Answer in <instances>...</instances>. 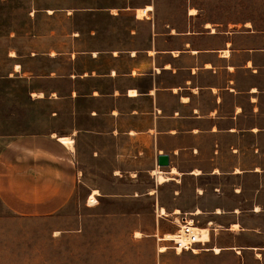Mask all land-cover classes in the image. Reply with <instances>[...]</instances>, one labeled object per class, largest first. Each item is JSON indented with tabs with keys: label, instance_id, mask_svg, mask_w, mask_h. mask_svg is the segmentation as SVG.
Listing matches in <instances>:
<instances>
[{
	"label": "crops",
	"instance_id": "obj_1",
	"mask_svg": "<svg viewBox=\"0 0 264 264\" xmlns=\"http://www.w3.org/2000/svg\"><path fill=\"white\" fill-rule=\"evenodd\" d=\"M120 3L0 0V203L48 217L82 190L85 203L96 191L159 209L169 188L168 214L209 233L156 264H264L262 33L196 24L191 0L181 29L160 23L158 0ZM124 13L137 26L121 42Z\"/></svg>",
	"mask_w": 264,
	"mask_h": 264
},
{
	"label": "rangeland",
	"instance_id": "obj_2",
	"mask_svg": "<svg viewBox=\"0 0 264 264\" xmlns=\"http://www.w3.org/2000/svg\"><path fill=\"white\" fill-rule=\"evenodd\" d=\"M158 2L160 23L183 28L187 22V0ZM191 3L201 10L196 24L218 23L242 31L249 23L248 30L262 33L264 41V0H191ZM116 25L121 42L126 40L128 29L137 26L135 18L127 13L119 17ZM138 28L145 32L147 26ZM143 180L149 183L146 177ZM85 196L79 190L65 207L48 217H18L0 203V264H156L153 235L173 233L177 229L174 216L170 214L156 223L154 199L149 196L108 194L98 200L95 196L92 204H88L89 197L85 203ZM159 203L167 213L174 207L169 188L161 191ZM135 232L142 237L135 238Z\"/></svg>",
	"mask_w": 264,
	"mask_h": 264
},
{
	"label": "built area",
	"instance_id": "obj_3",
	"mask_svg": "<svg viewBox=\"0 0 264 264\" xmlns=\"http://www.w3.org/2000/svg\"><path fill=\"white\" fill-rule=\"evenodd\" d=\"M154 214L156 223H158L159 219L165 218V216L161 215L160 211L156 207L154 209ZM177 216L180 224H177L174 222L175 219H172L173 223L177 226V229L172 234V238H170V240L160 241V239H163V235H154L156 240V252H162L161 248H158V246L163 242L170 243L171 247H173L175 251L177 249H182V251H190L191 253H195L199 250H203L206 240L202 239V236L204 235V232L205 235L208 236L209 230L200 227L199 224L187 214H178ZM196 245H200V247L196 248Z\"/></svg>",
	"mask_w": 264,
	"mask_h": 264
},
{
	"label": "bare ground",
	"instance_id": "obj_4",
	"mask_svg": "<svg viewBox=\"0 0 264 264\" xmlns=\"http://www.w3.org/2000/svg\"><path fill=\"white\" fill-rule=\"evenodd\" d=\"M151 9H152L151 6H147L145 10H151ZM145 10H144V9H143V10H138V11H137V18H141V17L143 16V14L145 13ZM190 13H191V14H195L196 11H195L194 9H191V10H190ZM206 26H208V25H206ZM247 26H248V24H247ZM155 69H156V68H155ZM155 69H154V70H155ZM138 76H140V75H138ZM61 141H62V143H63L66 147L72 149V144H73V143H72V140H70L69 138H68V139L66 138V139H61ZM171 172H172V173H175L176 171H175L174 169H172ZM154 173H155V171H154ZM156 180H157V182L163 184V183H165V182L171 180V178L168 177V176H165V175H163V174H161V173H157V175H156ZM95 196H96V191H94V192L89 196L88 204H92V203L95 201ZM158 210L160 211L161 215H163V216H165V217H167V216L170 215V214H168V213L166 212V210H165L164 208H162V207L159 208ZM197 213H199V211H197ZM178 214H180V211H179L178 209H174V212H173L171 215L174 216V219H175L174 222H176L177 224H178V223L180 224V221H179L178 216H177ZM234 228H236V226H234ZM172 234H173V233H164V234H163V239H160V241H168V240H170V238H172ZM134 237H135V238H141V237H142V234H141L140 232H135V233H134ZM206 237H207V236L205 235V232H204V235L202 236V239H203V238L205 239ZM207 238H208V237H207ZM158 248H161L162 252H165L166 249H167V246L161 244V245L158 246ZM176 251H177L178 253H181V252H182V249H177Z\"/></svg>",
	"mask_w": 264,
	"mask_h": 264
},
{
	"label": "water",
	"instance_id": "obj_5",
	"mask_svg": "<svg viewBox=\"0 0 264 264\" xmlns=\"http://www.w3.org/2000/svg\"><path fill=\"white\" fill-rule=\"evenodd\" d=\"M156 163L159 167L165 168L169 165V158L166 154L158 155L156 158Z\"/></svg>",
	"mask_w": 264,
	"mask_h": 264
}]
</instances>
